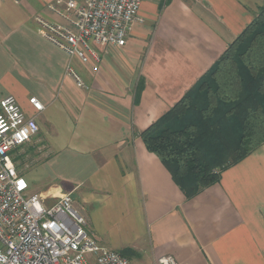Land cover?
Returning a JSON list of instances; mask_svg holds the SVG:
<instances>
[{"label": "crops", "instance_id": "0c3cea01", "mask_svg": "<svg viewBox=\"0 0 264 264\" xmlns=\"http://www.w3.org/2000/svg\"><path fill=\"white\" fill-rule=\"evenodd\" d=\"M51 1H0V101L14 95L39 124L18 152L27 162L18 171L34 193L48 201L71 194L95 238L131 249L134 263L173 255L179 264H264V143L187 199L141 136L223 55L264 0H143L127 44L98 47L97 70L37 31L35 15L62 21Z\"/></svg>", "mask_w": 264, "mask_h": 264}, {"label": "built area", "instance_id": "2783aa9c", "mask_svg": "<svg viewBox=\"0 0 264 264\" xmlns=\"http://www.w3.org/2000/svg\"><path fill=\"white\" fill-rule=\"evenodd\" d=\"M142 1L53 0L48 8L62 21L38 14L33 22L45 40L70 58L92 62L97 70L98 47L127 44L133 25L142 21ZM67 73L86 88L71 65ZM30 102L37 111L43 110L37 98ZM38 132L36 118L25 113L14 95L0 101V264H138L95 238L71 194L48 201L42 194L29 193L31 185L15 159ZM155 264L179 262L173 255H164Z\"/></svg>", "mask_w": 264, "mask_h": 264}, {"label": "trees", "instance_id": "16d2710c", "mask_svg": "<svg viewBox=\"0 0 264 264\" xmlns=\"http://www.w3.org/2000/svg\"><path fill=\"white\" fill-rule=\"evenodd\" d=\"M141 136L187 199L219 182L224 170L264 143V7Z\"/></svg>", "mask_w": 264, "mask_h": 264}, {"label": "rangeland", "instance_id": "374dc122", "mask_svg": "<svg viewBox=\"0 0 264 264\" xmlns=\"http://www.w3.org/2000/svg\"><path fill=\"white\" fill-rule=\"evenodd\" d=\"M22 155H23V152H20L17 154L16 156V161H17V166L19 168V170L21 172H23L25 169H26V166H27V162H24V160H22ZM34 188H36V185L34 187L30 186V191L29 193H34ZM127 257V256H126ZM128 258V257H127Z\"/></svg>", "mask_w": 264, "mask_h": 264}]
</instances>
